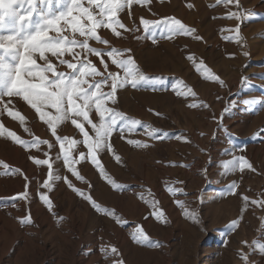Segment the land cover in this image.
Returning a JSON list of instances; mask_svg holds the SVG:
<instances>
[{
  "label": "rangeland",
  "instance_id": "1",
  "mask_svg": "<svg viewBox=\"0 0 264 264\" xmlns=\"http://www.w3.org/2000/svg\"><path fill=\"white\" fill-rule=\"evenodd\" d=\"M189 3L194 7L189 9ZM214 3L215 0H153L150 6L134 5L131 18L127 10L121 15L128 27L135 23L140 31L116 38L109 30H100L113 46L131 49L136 63L150 77L148 83L136 89L127 86L117 92L115 107L142 122L134 132L125 130L121 135L114 131L109 138L120 162L107 150L98 157L108 177L121 189H115L101 176L90 160L82 161L76 168L91 187L76 180L62 161L54 162L53 167L61 176H67L75 188L91 195L102 209L114 210L121 218L119 224L104 211L93 208L90 201L63 181L52 182L51 191L39 187L47 178V166L35 165L29 156L44 159L43 153L50 151L54 158L60 147L30 106L23 102L16 105L27 118L31 135L23 131L18 121L6 115L0 117L6 128L23 139L39 137L55 143L51 150L42 145L38 151L0 137V161L10 169L0 166V264H110L100 252L106 243L118 247L126 264H244L238 250L249 253L251 248L242 242L264 243V208L249 203L245 210L242 200V196L249 201L264 200V133L257 135L264 128V104L259 103L264 99V0H240L241 11L258 13L239 22L242 44L225 39L235 35L227 29H234L238 21L218 18L235 7L211 6ZM141 17H175L203 39L198 41L191 35L168 38L163 25L152 37L139 24ZM230 53L234 57H229ZM190 54L203 59L226 86L204 80L187 59ZM92 59L97 62V58ZM106 62L110 70H117L110 60ZM245 77L247 82L242 83ZM181 80L196 97L175 94L173 89L182 87ZM254 99L258 103H244ZM193 103L197 107H190ZM156 112L162 115L157 116ZM93 119L98 121L95 114ZM145 124L160 131L150 137ZM86 128L90 130V126ZM58 134L83 139L70 122L64 123ZM130 139L146 142L149 147L137 148L128 143ZM79 152H87L83 144L73 152L76 159ZM239 155H244L257 171L241 173L224 166ZM16 169L21 171L17 173ZM233 181L237 187L230 190L228 186ZM26 190L28 200L13 199ZM142 192L148 203L139 198ZM41 193L51 200L52 211L40 199ZM153 199L159 201V208L165 213L163 220L153 214ZM176 201L194 210L199 223L186 218ZM29 213L33 223L21 224L18 218ZM234 220L237 227L231 226ZM136 226L143 227L149 241L138 244L131 238ZM249 261L264 264V254L251 252Z\"/></svg>",
  "mask_w": 264,
  "mask_h": 264
},
{
  "label": "snow or ice",
  "instance_id": "2",
  "mask_svg": "<svg viewBox=\"0 0 264 264\" xmlns=\"http://www.w3.org/2000/svg\"><path fill=\"white\" fill-rule=\"evenodd\" d=\"M152 3L153 0H0V117L6 115L13 121H18L23 131L31 135L32 129L27 126V118L16 105L23 102L30 106L39 121L47 125L60 147V153L54 158L50 156V151L43 153L44 159L29 156L35 165L47 166V178L39 187L51 191L52 182L63 181L73 191L90 201L93 208L112 216L118 224L121 218L114 210L102 209L91 195H85L83 190L73 186L67 176H61L59 172L54 171L53 164L62 161L63 167L76 180L91 187L76 168V165L82 161L90 160L99 169L101 176L107 178L115 189H121V185L108 177L98 157L105 150L115 155V149L109 142L114 131H119L121 135L125 130L134 132L136 127L142 123L115 107L118 103V90L127 86L136 89L148 83L150 77L136 63L131 55V49H120L113 46L109 39L100 34V30H109L116 38H123L125 33L140 31V27L135 23L132 27H128L122 21L121 15L127 10L131 18L130 10L134 5L150 6ZM221 5L225 7L233 5L236 10L229 11L218 18L238 21L234 29H227L234 31L235 35L227 36L225 39L242 44L243 37L239 22L252 19L258 13L249 9L241 11L240 0H215L211 6ZM187 7L191 9L194 5L189 3ZM139 24L143 27V31L150 33L152 37L155 36V31L163 25L168 38L175 35H191L198 41L203 39L196 34L195 29L189 28L175 17H164L157 20L141 17ZM93 44L102 47L93 46ZM228 55L234 57L235 54ZM244 55L248 56L249 52L245 51ZM92 57L97 58V62H94ZM187 59L193 62L196 71L202 75L204 80L217 83L221 87L226 86V82L214 73L203 59H198L191 54ZM108 60L112 66H115L116 71L110 70V65L106 62ZM246 82L247 78H242V83ZM179 83L182 87L173 89L177 96L196 97V93L184 81L181 80ZM105 88L108 90L105 91ZM244 103L256 104L258 101L245 100ZM259 103L264 104V99ZM202 106L209 107L207 104ZM190 107L195 108L197 104L193 103ZM148 110L153 111V109ZM93 114L98 117V121L93 119ZM155 114L162 115L159 112ZM213 119L219 118L213 117ZM66 122H70L78 130L83 137L82 140L58 134V130ZM86 125L90 126V130L86 128ZM118 125L122 126L118 128ZM143 127L148 130L147 134L150 137H155L160 131L150 124H145ZM260 133H264V128L258 130L257 135ZM0 137L8 138L23 148H35L38 151L42 145H46L49 150L55 146V143L39 137H33L30 140L21 138L15 131L6 128L2 119H0ZM128 143L137 148L149 147L148 143L139 140L130 139ZM79 144H83L87 152H79V159H76L73 152ZM115 160L120 162V156L115 155ZM0 166L5 170H10L9 165L3 161H0ZM224 166L226 168L230 166L234 170L238 169L241 173L245 170L257 171L244 155L234 156ZM20 171L16 169L17 173ZM24 179L28 181L27 176ZM25 187L27 189V183ZM228 187L230 190L235 189L236 182L233 181ZM148 196H152L150 190ZM16 198L28 200L29 193L26 190L13 199ZM139 198L145 203L149 202L145 199L143 192L139 194ZM40 199L48 206L49 211L53 210V204L47 194L41 193ZM242 200L245 202V210L249 203L264 208V200L249 201L247 196H242ZM151 203L157 220H163L165 213L159 208V201L153 199ZM176 203L183 209L186 218L199 223L198 214L194 210H190L181 201H176ZM58 219L63 218L58 217ZM18 221L23 225L33 223L30 213L18 218ZM231 226L237 227V221H232ZM131 238L138 244L149 241L142 226L134 228ZM242 243L251 248L249 253L238 250V257L244 264H251L249 261L251 252L259 251L260 254H264V243L259 240H254L251 245L247 241ZM156 246H159L158 242ZM100 252L104 259L110 261V264H126L122 252L114 244H102Z\"/></svg>",
  "mask_w": 264,
  "mask_h": 264
}]
</instances>
